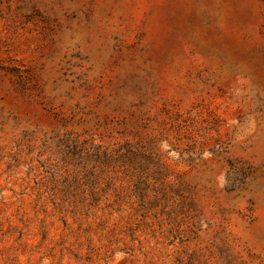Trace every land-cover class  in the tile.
I'll use <instances>...</instances> for the list:
<instances>
[{
    "label": "rangeland",
    "instance_id": "rangeland-1",
    "mask_svg": "<svg viewBox=\"0 0 264 264\" xmlns=\"http://www.w3.org/2000/svg\"><path fill=\"white\" fill-rule=\"evenodd\" d=\"M0 264H264V0H0Z\"/></svg>",
    "mask_w": 264,
    "mask_h": 264
}]
</instances>
